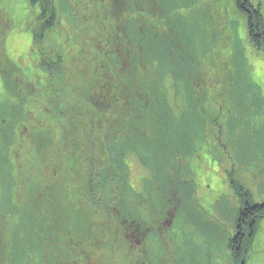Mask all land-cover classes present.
I'll return each mask as SVG.
<instances>
[{"label":"rangeland","instance_id":"obj_1","mask_svg":"<svg viewBox=\"0 0 264 264\" xmlns=\"http://www.w3.org/2000/svg\"><path fill=\"white\" fill-rule=\"evenodd\" d=\"M144 1L153 0H140L138 2L144 3ZM176 1L180 6L179 14L177 16L172 13V17L168 21L169 24L177 18L180 21L188 22L187 17L190 15L196 16L198 19V16L202 13L200 6L205 2L209 3L213 10L210 15L216 17L211 21L212 18L209 16L207 23L199 21L200 19L196 22H189L180 32L183 34L186 32V35L184 34L181 37V48H183L182 54L190 62L189 65H183V69L189 68L194 71L192 73L196 83L189 85L195 87L193 89L194 93H199V105L197 104L199 109H202V106L206 108L210 103H213L217 91L223 93V89H230L234 94L231 96L229 108L226 106L225 111L227 113H224V111L213 119L205 109L199 117L195 115V109L198 106H195L196 103L192 99L193 90H185L181 84L177 85L173 80L174 74L183 77L179 72L180 68L171 69L169 62H166L163 69H157L158 85L160 88H164V90H161L165 101L168 105L171 104L172 113L182 128V134L187 127H192L212 118L213 126L210 125L211 130L215 134L218 132L219 135H223L221 144L217 145L216 142L211 141L213 134H211L208 142L201 140V134L190 136L193 150L190 148V153L188 155L184 154L178 163V173L181 176V182L177 184L178 189H174L172 195L167 194L160 203L157 200L158 194L154 189L155 184L163 182L162 179L167 183L168 177L177 180L176 178L179 179L180 176L172 168L167 170L165 163L158 159L155 152L149 154V151H143L141 147L132 145V143L131 148L133 146L136 148L129 151V154L124 158L125 167H122L121 170V173L125 174L126 186H122V189H120L113 181V184L109 185L111 190H108V192L126 200V203H128L124 206L127 208L126 211L131 209L138 217L142 216L141 213L149 216L150 212L148 218L150 225L160 230V232L154 233L151 238L149 237V243L144 244L147 249L151 245L153 246L150 255L146 258L139 254L134 257L126 255V264L133 260L150 264L153 257L156 264H237L229 248V243L236 236V221L243 203L231 188V180L234 179L248 189L255 202L263 205L264 208V51L255 50L248 42L246 38L247 18L245 14L239 11L235 0ZM252 1L262 6L264 14V0ZM153 2L160 1L154 0ZM153 2L146 3L153 4ZM163 2L161 5L163 8L166 5L167 7L172 6L166 0ZM56 6L58 7L57 3ZM162 7H159L161 12ZM40 11L39 5L32 6L28 0H0V55L4 56V61H7L5 57L8 56L12 63L18 65V69L24 68L27 71L28 69H34L33 74L39 83L40 81L44 82V75H46L45 72L44 75L41 74L39 69H46L50 56L66 53L65 49L67 53L77 55L82 46L83 50L85 45L90 47L95 43L91 40L94 38L95 33L93 35L92 32L85 33L87 29L82 26L77 30L74 29L68 14L62 12L59 15V23L56 22L54 30L46 34L45 42L40 41L41 38H38L35 42L34 31L37 22L34 20L40 15ZM208 11L205 10V14H208ZM163 13L165 14L164 11ZM167 16L170 17L169 14ZM211 36L215 38L213 39L215 43L210 42ZM168 39H170L169 36ZM80 43L83 45L80 46ZM173 47L175 46L170 41L166 46V50L172 52ZM239 52L242 53V59L239 63H243L240 69L246 71L239 76V81H243L245 76L250 79V86L244 89L246 94L241 97H239L238 91H235L237 89L235 84L229 85L228 82L223 81L225 73L228 72V68L225 67V60L230 59L233 65L234 56ZM85 54L83 53L79 60L73 58L71 64L72 67H75V61L79 62V65L84 69V78L90 72L86 69H92L91 71L94 69L90 66L89 59L86 60ZM218 55L224 58L220 66L216 65ZM168 61L170 60L168 59ZM2 69L6 71L8 68L3 67ZM69 74L72 75L71 71ZM188 79L192 80V77ZM30 86L31 83L28 84L29 88ZM3 102L4 88L0 78V116ZM51 119L53 118L44 117L45 122L41 125L42 127H39L42 132L48 130L50 132L48 128L50 126L48 125H50ZM56 124L58 127L61 121L58 119ZM1 126L7 131L4 124ZM46 128L48 130L45 131ZM29 129L32 128L29 127ZM52 130L55 132V127ZM205 130L209 131V126H205ZM49 132L44 135L49 136L46 145L40 144L33 147L38 151L39 148L42 149L41 155L44 160L45 153L52 143V135ZM0 133L1 152L3 151L5 139L3 138V131ZM70 142L75 145L74 140H70ZM76 142L78 143L77 140ZM119 145L127 148L125 140H121ZM19 149L20 147H18ZM86 151L89 150L82 148L79 152H75L77 160H80L79 153ZM33 154L39 153L26 154L25 152V155L23 153L20 161L17 160L15 165L12 163L13 158L11 160L9 158L13 169L9 170L8 176L10 175L9 179L13 185L9 189L8 179L0 182V204L6 203V206L17 204V213L19 212L18 204L25 205L24 201L30 197V193H36L38 197L34 195L35 199H38L40 203H46V201H43L44 196L50 194L54 186V182L49 178L50 171L46 169L47 163L51 161L50 158L45 160L39 167L30 164L32 167L30 170L33 171V167L38 168L36 173L27 170L25 163L31 160ZM63 155L65 156V154ZM37 157L39 158V156ZM93 159L84 154L82 161L85 163L77 168L75 191L76 195L79 194V200H82L83 194H89L91 191V181L87 185L89 177L96 173L95 169L101 170L95 167ZM18 164L20 165L18 166ZM0 167L4 168V164H0ZM11 172L13 175L10 174ZM165 172H167V175ZM34 173L37 174L38 179H32L31 175ZM42 178L45 179L46 183H43ZM96 184L98 183H94V186ZM66 186L59 184L54 196L56 203L58 199L63 198L61 193L64 190H61V188ZM99 194H102L101 191ZM176 194L179 195V199L182 201L179 207H176L174 202L173 195ZM40 195L43 200L39 199ZM116 203L117 206L123 208L121 204ZM69 205V202L59 200L57 206H54L52 218L56 221L61 218L65 223L72 221ZM113 209L115 208L112 205L107 206L105 204L103 212L93 213L95 222H108L110 218L115 217L114 213H117L119 209L116 212ZM57 211L60 214H57ZM24 212L27 213V211ZM2 214H0V218L3 216ZM2 219L6 222L9 221L8 216L2 217ZM165 221L169 222L164 224ZM14 222L15 220L12 224L15 225ZM163 225L166 227L162 228ZM256 225V234L244 256L246 258L245 264H264V212L256 219ZM69 228L75 238L78 228L73 223ZM3 229L6 228L2 226ZM43 238V234L40 233L38 247L36 244L35 247L30 245L21 246L20 253H23V258L22 261L19 260V264L35 263L36 258L39 260V256L42 257L45 254ZM3 264H5V261H3Z\"/></svg>","mask_w":264,"mask_h":264},{"label":"trees","instance_id":"obj_2","mask_svg":"<svg viewBox=\"0 0 264 264\" xmlns=\"http://www.w3.org/2000/svg\"><path fill=\"white\" fill-rule=\"evenodd\" d=\"M28 1L32 6L39 5L41 8L40 15L34 20L37 22L34 31L35 42H37L38 38H41L40 41H44L45 35L54 30L53 28L56 22L59 23V15L61 12L63 14H68L73 28L77 30L81 27L84 19L90 20V23L92 21L91 19L95 18L93 10H91L90 13H84L82 7L93 2H95L96 5L101 4L100 0ZM111 1L115 3V10H110V14L113 17L118 19L128 18L132 22V17L134 13L137 12L138 24L144 25L145 33L140 34L136 32V35L132 37L133 43L136 44L137 42L140 46L138 59L132 60L133 63L139 64L140 68L138 69H127L126 71L124 69H109L108 67L102 69V65L99 63V55L101 53L100 46L104 48L105 42V49L102 51L108 49V37L109 34L112 33V25L106 17L102 20L103 25L101 28L96 25L97 32H92V34L96 33L97 35L101 33L104 38H101V34L96 36L91 39L95 42L94 45L90 47H86L85 45L83 50L82 44L81 51L77 55L65 54L62 57L58 56L57 58H53V60L55 59L54 62L58 60L59 64L63 66L65 59L73 61V58H76L79 60L83 53H86V60L89 59L91 63L90 66L94 69L93 71H91L92 69H86V71L90 72L85 78L84 69H72V75L69 74L70 72L65 73L58 69H40L43 75L45 72L48 76L44 75V82L40 81L39 83L36 77L27 73L25 69H18V65L12 63L8 56L5 57L7 61H4V56L0 55V78L4 88V102L1 105L0 132L3 131V138L5 139L3 151L0 152V164H4V168L0 167V182L8 179L10 183L9 189L13 185L9 179L10 175L8 176L9 170L13 169V165L11 161H9V158L10 160L13 158L14 161L12 163L15 165L17 160L20 161L21 154L24 153L25 155V152L26 154L39 153L33 154L31 160L27 162L38 167L49 158L51 162H54V158L52 157L54 152L51 151V148L46 152L48 155L45 153V160L41 155L42 152L33 148L40 144H47V138L49 136L44 135L48 134V128L51 132L49 133L52 135L51 147L85 146V148L90 151H86L85 154L91 159L94 158L93 163L95 162L94 165L96 168L102 169L106 168L103 167L105 162H107L105 166H109L110 164L114 165L116 168L122 166L120 161L124 160V155L122 153L123 150L119 149V143L122 138L126 141V152L133 150V148H131L132 145L141 147L143 151H149V154L155 152L158 159L165 163V168L167 170L172 168L176 174H179L178 163L180 159L184 154L188 155L190 153V148L193 150L192 138L190 136H198L201 134V140L203 142H208L211 134H213L214 136L212 135L211 141L216 142L217 145L221 144L223 135H219L218 132L217 134L213 133L210 125L213 126L212 118L214 119V117H218L220 113L224 112L226 106L229 108L230 99L234 92L230 89H223V93L217 91L215 93L216 99L212 101L213 103H210L206 108L202 106V109H199V93H194L193 89L195 87L189 85L191 83L192 85L196 83L192 73L194 71L189 68L183 69V65H189L190 62L184 57V54H182L183 48H181V37L182 35L184 36V34L186 35V32H184V34L180 32L181 30L183 31V28L187 26L189 22H196V20L200 19L199 21L207 23V19L210 17L212 18L211 21L216 19L215 16L210 15V13H213L210 4L207 2L201 4L202 13L198 16V19L196 16L190 15L187 17L189 19L188 22L180 21L177 18L172 20V23L169 24L168 21L171 19L172 13L178 16L180 6L176 0H166V2L171 3L172 6H164L165 14L162 10L163 16L161 14H154L153 20L149 17L150 24L148 25L146 20L147 17L145 18L146 21L142 20L144 17L143 9L145 4H148L146 2H153L154 0L144 1V3L138 2L140 0ZM159 1L160 2L153 3L160 4L161 6L165 0ZM196 1L198 0H195V2ZM235 2L239 11L245 14L247 18L246 38L248 42L255 50L264 51V14L262 6L260 4H255L252 0H235ZM117 3L121 4V10L120 8H116ZM149 5L151 4H148V6ZM205 10H209L208 14H205ZM168 14L170 17L167 16ZM89 17L91 18L89 19ZM107 20L108 23H106ZM129 23V21H119L117 27L123 28L124 30L126 28L127 33H131L137 23H133L134 25ZM151 24L155 27V31ZM114 29L117 31L116 28ZM85 33L90 32L86 31ZM168 36L170 39H168ZM211 37L210 42L215 43L213 40L215 38L213 36ZM143 38H146V41L142 44L141 41H143ZM170 41L175 46L171 49L172 52L166 50V46ZM146 45H150V49H153L152 61H147V57L142 54L148 51ZM128 49L130 50V48ZM188 58L191 60L189 56ZM168 59L170 61H168ZM241 59L242 53L239 52L234 56L233 65L230 59L225 60V67L228 68V72L225 73L223 80L228 82L229 85H236L237 89L235 91H238L239 97L245 95L246 92L244 89L250 86V79L246 76L243 81H239V76L246 72L245 69H240L241 64H243L242 62L239 63ZM223 61L224 58L219 55L216 57L217 66H220ZM166 62H169L171 69L180 68L179 72L183 77L174 74L173 80L175 84H181L185 90H193L192 99L193 102L196 103L195 106H198L197 109H195V115L199 117L205 109L212 117L210 120H204L203 123H197L192 127H187L183 134L181 133V126L177 123L175 120L176 117L172 113L171 104L168 105L165 101L164 94L162 93L164 88L159 87V81L156 78L155 72H157V69H163V66H166ZM65 64L66 61L64 65ZM78 64L79 62L75 61V68ZM3 67H7L8 69L5 71V69H2ZM105 67L106 66H104V68ZM193 67L195 66L193 65ZM115 75H117L118 78L114 77ZM190 77H192L193 82L191 79H188ZM30 83L31 86L29 88L28 84ZM107 84L108 88L102 97L104 98L106 96L107 101H105V104L109 103V100L115 101L116 98H121L122 100L118 101L116 104L112 102L109 107L104 108L103 106L102 111L99 112L94 102L95 99L101 98L104 86ZM162 84L164 85V83ZM101 87L102 89H100ZM107 92H109L110 96L106 94ZM93 99L94 102L92 103ZM120 102L123 103V106H119ZM224 113L227 112L225 111ZM45 116L53 119H51V123L48 125L50 127L45 129V131H48L42 132L39 127H42L41 125L45 122ZM197 117L195 118L197 119ZM58 119L61 121V124L57 127L56 122ZM2 124L6 126L8 132L5 128L3 129L1 126ZM205 126H209L210 130L206 131ZM29 127L32 129H29ZM53 127H55V132L52 130ZM183 135L185 136L183 137ZM170 136H172V138H170ZM135 138L136 140L134 141ZM70 140H74L75 145H72ZM18 147H20L19 150ZM117 149L119 154L117 153L115 158ZM37 156H39V158ZM19 165L20 164H18V166ZM37 169L36 167L35 170ZM10 174L13 175L12 172ZM165 174L167 175V172H165ZM106 176L103 175L102 178L104 179H101V183L104 185L98 187L104 194H108L107 191L111 190L109 189L110 184ZM167 179V183L162 179L163 182L156 183L154 186L158 194L157 200L160 203L165 199L167 194L172 195L174 189H178V182L179 184L181 182V176L179 179L176 178L177 180H172L169 177ZM116 180L120 189H122V186H126V179L118 178ZM230 184L235 195L242 201L243 207L236 221V236L234 239L230 240L229 248L237 264H241V262L245 264L246 258L244 256L251 240L256 234V219L263 214L264 208L263 205L256 203L251 192L237 181L232 179ZM61 190H64L61 194L69 195L70 192H73L74 188L62 187ZM34 195L37 196L36 193H30V197L25 200V205L18 204V213L16 211L17 204L8 206H6V203L0 204V214L3 213L2 217L8 216L9 218L8 222L4 221L2 217L0 218V261L2 260L0 264H3V261H5V264H9L10 262L11 264H19V260L22 261L23 258V253H20L21 246L30 245L31 247H35L36 244L38 247L40 233L43 234V241L46 242L45 239H49L53 232L60 235L72 233L69 228L72 223L78 228L76 233L90 231V226H92V224L91 221L90 223L87 222L86 217L87 214L92 216L93 213H88L90 211L86 212L87 214H84L85 216H79L71 211L72 221L70 222L72 223H65L61 218H58L57 222L52 218L54 210L52 206L54 207L55 204L49 201L40 203L38 199H35ZM173 196L176 207H179L180 204H182L179 195L176 194ZM23 210L27 211V213ZM57 214H60L59 211H57ZM141 215L142 216L138 217L139 222H142L144 217H146L144 213H141ZM14 220L15 225L12 224ZM2 226L6 228L3 229L4 231L2 230ZM154 230L156 231L157 228H154ZM13 240L15 241L13 242ZM48 247L47 253L44 251L45 254L42 257L39 256V260L36 258L37 261L34 260L35 263L32 262L31 264H44L45 261L53 259V252L55 251L53 247L50 248L49 245ZM48 254L50 257L46 260ZM58 261H52L50 264H53V262L59 264ZM59 262L61 264V261Z\"/></svg>","mask_w":264,"mask_h":264},{"label":"flooded vegetation","instance_id":"obj_3","mask_svg":"<svg viewBox=\"0 0 264 264\" xmlns=\"http://www.w3.org/2000/svg\"><path fill=\"white\" fill-rule=\"evenodd\" d=\"M100 3H101L100 5H96L95 2L88 3L86 6L82 7V11L84 13H90V11L93 10L95 13V18L91 19L92 21L90 23H89L90 20L84 19V22L82 23L81 26L86 28L87 29L86 31H89V32L96 31L97 32L96 25H98L101 28V26L103 25L102 20L105 19V17L109 20V22L112 25L111 27L112 33L109 34V37H108V45H109L108 49L106 51H102L105 49L104 41H103L104 48L100 46L101 53L99 55V63L100 65H102V69H106L108 67L109 69H114V70L124 69L126 71L127 69L140 68L138 63L132 62L133 59H138V52L140 49V46L139 44H137V42H136L137 45L133 43L132 37L136 35L135 34L136 32H139L140 34L145 33L144 25L143 24L139 25L137 22L138 13L137 12L134 13V16L132 17V22L128 18L118 19L116 17H113L110 14L111 13L110 10L114 9V6H115V3L113 1L100 0ZM120 5H121L120 3H117L116 8L117 9L120 8L121 10ZM159 7H162V6H160V4H157V3H153L149 6L148 4H145L144 9H143L144 17L143 19L142 18L141 19L145 20V18L147 17L146 19L147 24L149 25L150 24L149 17H151L153 20L154 14L156 15L162 14V12L159 10ZM162 9L164 11L163 7ZM90 18L91 17H89V19ZM108 20L106 23H108ZM119 21H126V22L129 21L130 22L129 24H133V23H137V24L135 25L136 27L133 29L131 33H127L126 28L124 30L123 28L117 27ZM145 25H146V22H145ZM151 26L153 27V24H151ZM114 28H116L117 31H115ZM153 30L155 31V27H153ZM100 34L101 33L97 35L95 33L93 37L95 38L96 36H99ZM46 37L47 35H45L44 37V42L46 40ZM102 37L103 35L101 34V38ZM145 41H146V38H143V41H141V43L143 44L145 43ZM80 46H81V43H80ZM146 46L148 48V51L142 54H144L147 57V61H152L153 49L152 48L150 49V45H146ZM128 48H130V50ZM65 51L66 53H61L58 55L55 54V55L50 56L46 64V69H54V70L58 69V70L64 71L65 73L72 71V69H83L82 66L79 64L76 68L72 67L73 65L71 64L73 61H69L67 59H65L66 61L65 65H64L65 61L63 62V66L59 64L57 59H56L57 61L54 62L55 59L53 60V58H57L58 56L62 57L65 54L71 55L67 53L66 49ZM104 66L106 67L104 68ZM69 68H72V69H69ZM25 71L27 73L29 72L30 74L34 76L33 74L34 69H28V71L27 69H25ZM39 72L42 74L40 69H39ZM155 73H156V76L158 77L157 72ZM114 77L118 78L117 75H115ZM98 82H101V81H98ZM107 88H108V84L104 86V90H103V94L101 98L95 99V102H94V99L92 101V103L94 102L99 112L102 111L103 106L104 108L109 107L112 104V102L116 104L118 101L122 100L121 98L119 99L116 98L115 101L109 100L110 102L105 104V101H107L106 96L104 98L102 97L104 96ZM100 89H102V87ZM106 94L110 96L109 92H107ZM119 106H123V103L120 102ZM122 140H125V139L122 138ZM50 148H51V151L54 152V154L52 155V157L54 158V162L50 161L49 163H47L46 169L50 171L49 178L52 182H54V186L50 194H45L44 200L41 197V195L39 199L43 201H49L50 203L53 202L55 206H57V203L59 200H61L62 202L63 201L69 202L70 211L76 213L79 216L87 214L86 212L88 211H90L88 213H94V212H100V211L103 212L105 210V204L107 206L112 205V207L115 208L113 209L115 210V212L117 209L119 210H117V213H114V215H116L115 217L110 218L108 222H102V223L95 222L94 214H92V216L87 214L86 215L87 222L90 223L91 221V224H92V226H90V231L88 230V232L84 231L81 233L77 232L75 238L72 236V233H68L67 235H62V234L60 235V234H56L53 232L52 236H50L49 239L46 238L45 239L46 242L44 241V248H45L44 251L47 253V250L49 248L48 245H50V248L53 247V250L55 251L53 252L54 256H53V259H51L50 261H45L44 264H50L52 261L57 262L58 260L61 261V264H108V263L109 264H126V255L134 257L137 254H139L140 256L144 258L149 256L150 253L152 252L153 246L151 245L147 249L144 244L149 243L148 239L149 237L151 238V236L154 233L158 231L160 232V230L158 229L155 231L154 227L150 225V222L148 220V218L150 217V212H149V216L148 214L147 216L144 214V216L146 217H144L142 222H139L138 216L133 210L130 209L129 211L128 210L126 211L127 208L124 207L126 204H128L126 203L127 202L126 200L118 197L117 195L109 193L108 191H107L108 194H104L102 193L101 190L98 189L100 185L101 186L104 185L101 183V179H104L102 178L103 175L105 176L107 175L106 177L109 180L108 183L110 185L113 184V181L116 182L117 181L116 179L118 178L126 179L125 174L121 173L122 167H125L124 160L120 161L122 166L117 167V168L114 165L110 164L109 166L108 165L105 166L106 165L105 164L103 167H106V168L104 169L98 168L101 170L95 169L96 173L91 175L87 182V185H88V183L91 181L90 182V186H91L90 193L83 194L82 200H79V194L76 195L75 193V189H76L75 184L77 185V174H78L77 168H79V166H82L85 163L82 161V156L85 154V152L79 153L80 160H77L75 152H79V150H81L82 148L86 149L85 146H60V147L57 146V147H50ZM135 148L136 147L133 146L134 150ZM119 149L123 150L122 153L124 155V158L129 154V152H126L125 150L126 146H120ZM39 150L42 152L41 148H39ZM117 153L119 154L118 149L115 153V158H116ZM63 154H65V156ZM22 155L23 154H21V156ZM25 166L27 167V170H30V168H32L29 162L25 163ZM30 171L36 173L35 167H33V171L32 170ZM35 173L32 174L31 176L33 178L38 179V177H36L37 174ZM42 179L44 180L43 183H46L45 179L44 178ZM96 182L98 184L94 186V183ZM59 184L67 185L66 187H73L74 190L73 192H70L69 195L62 194L63 198L58 199L56 203L54 201L55 199L54 196L56 195L55 192L58 190ZM117 186L119 187L118 184ZM100 191L102 194H99ZM116 202H118L119 205L121 204L124 209L117 206ZM52 208L54 207L52 206ZM167 222L169 221H165L164 224ZM164 226L165 225H163L162 228ZM101 228H104V229L100 230ZM49 257L50 256L48 254L46 256V260H48ZM59 261L58 263L60 264ZM55 262H53V264H55ZM129 264H144V263H142L141 261L133 260ZM150 264H156V260L154 257L150 260Z\"/></svg>","mask_w":264,"mask_h":264}]
</instances>
